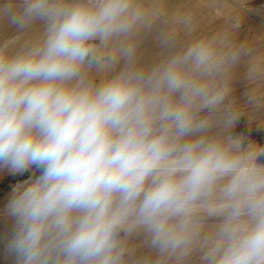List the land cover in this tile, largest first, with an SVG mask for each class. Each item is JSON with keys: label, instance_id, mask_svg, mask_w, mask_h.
<instances>
[{"label": "clouds", "instance_id": "9594fccd", "mask_svg": "<svg viewBox=\"0 0 264 264\" xmlns=\"http://www.w3.org/2000/svg\"><path fill=\"white\" fill-rule=\"evenodd\" d=\"M169 24L192 27L161 0H0L27 37L0 35L15 264H264V146L233 133L251 48Z\"/></svg>", "mask_w": 264, "mask_h": 264}, {"label": "rangeland", "instance_id": "374dc122", "mask_svg": "<svg viewBox=\"0 0 264 264\" xmlns=\"http://www.w3.org/2000/svg\"><path fill=\"white\" fill-rule=\"evenodd\" d=\"M217 0H161L162 6L169 17L175 16H187L191 18L192 27L190 32H185L179 29H176L173 25H163L164 30L175 31L177 39L179 42L183 43L187 40L203 37L209 34L214 33H223L227 29H223V21L221 18L224 15V12L221 9L224 7V4L221 5ZM227 32V31H226ZM0 35L3 37L12 40V41H22L27 37H21L17 35L13 30L7 29L6 27H0ZM161 50L157 46L154 39H151L145 46L143 55L146 59H151L160 54ZM247 63L242 62V67L239 71V68L235 70L234 73V92L233 96L236 99L237 106L244 112L245 99L239 97L237 90L238 80L244 82V78L251 73V69L244 70V66ZM244 70V71H243ZM253 115H242L233 129L234 134H243L251 142H255L264 146V131L261 130L259 124H254ZM7 172L0 173V181L6 176H9ZM38 175V174H37ZM28 179V178H26ZM23 179V180H26ZM20 180L19 182L23 181ZM18 183V182H17ZM10 184L0 188V208L7 202V198L11 192L12 187L15 185ZM10 223L5 219H0V264H15V258L6 251L5 247V236L10 230Z\"/></svg>", "mask_w": 264, "mask_h": 264}, {"label": "crops", "instance_id": "0c3cea01", "mask_svg": "<svg viewBox=\"0 0 264 264\" xmlns=\"http://www.w3.org/2000/svg\"><path fill=\"white\" fill-rule=\"evenodd\" d=\"M224 4V34L236 42L247 43L251 53L245 58L244 70L251 69L253 75L238 80V93L244 98V114L253 115L254 124L264 121V0H217ZM227 31V32H226ZM242 63L239 65V71ZM243 70V71H244ZM253 98L249 104L248 98ZM264 131V126H261Z\"/></svg>", "mask_w": 264, "mask_h": 264}, {"label": "trees", "instance_id": "16d2710c", "mask_svg": "<svg viewBox=\"0 0 264 264\" xmlns=\"http://www.w3.org/2000/svg\"><path fill=\"white\" fill-rule=\"evenodd\" d=\"M39 174V173H37ZM31 175V172H26L24 175H16V176H6L4 179L0 181V188L9 186L10 184H14L19 182L20 180L26 179Z\"/></svg>", "mask_w": 264, "mask_h": 264}]
</instances>
